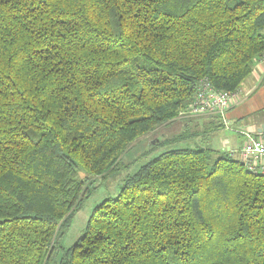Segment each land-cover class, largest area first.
I'll return each instance as SVG.
<instances>
[{
    "label": "trees",
    "instance_id": "16d2710c",
    "mask_svg": "<svg viewBox=\"0 0 264 264\" xmlns=\"http://www.w3.org/2000/svg\"><path fill=\"white\" fill-rule=\"evenodd\" d=\"M263 54L264 0H0V264H264V172L199 144L145 160L62 242L203 77L237 91Z\"/></svg>",
    "mask_w": 264,
    "mask_h": 264
},
{
    "label": "crops",
    "instance_id": "0c3cea01",
    "mask_svg": "<svg viewBox=\"0 0 264 264\" xmlns=\"http://www.w3.org/2000/svg\"><path fill=\"white\" fill-rule=\"evenodd\" d=\"M237 95L236 102L222 116L208 114L183 119L180 130L193 134L186 141L190 145L211 146L217 152L233 153L238 158L245 137L243 131L264 136V131H258L264 124V54L255 60ZM226 129L231 133L223 131Z\"/></svg>",
    "mask_w": 264,
    "mask_h": 264
},
{
    "label": "rangeland",
    "instance_id": "374dc122",
    "mask_svg": "<svg viewBox=\"0 0 264 264\" xmlns=\"http://www.w3.org/2000/svg\"><path fill=\"white\" fill-rule=\"evenodd\" d=\"M192 116L180 113L178 119L170 125H162L161 127L155 129L153 132L148 133L147 135L141 137L135 141L132 146L123 154L122 164L119 169L114 170L113 172L107 174L105 177H98L96 184L98 185L95 191L84 201L81 208L75 213L70 223V226L64 233L62 237V242L64 245L68 246L74 243L77 237L80 235L83 230L86 220L92 211L93 207L99 204L103 199L109 196H116L119 191V188L124 180V177L135 171V169L143 163L148 158L168 149L173 146H183L190 144L184 139V137H179V135L190 134L187 131H180V125L183 119H190ZM180 131V132H178ZM229 132L228 129L223 130ZM222 132V131H221ZM178 134V138L173 139L170 142H164L160 144L151 145V142L155 140L158 143L161 136L164 134V137H175ZM142 140V141H140ZM243 142V141H242ZM149 146L151 149L148 150ZM210 148H212L210 146Z\"/></svg>",
    "mask_w": 264,
    "mask_h": 264
},
{
    "label": "built area",
    "instance_id": "2783aa9c",
    "mask_svg": "<svg viewBox=\"0 0 264 264\" xmlns=\"http://www.w3.org/2000/svg\"><path fill=\"white\" fill-rule=\"evenodd\" d=\"M237 98V91L215 89L210 82L202 79L197 84L192 101L181 113L222 116ZM243 134L244 144L239 148L238 156L243 164L253 168L264 160V136L253 135L246 131H243Z\"/></svg>",
    "mask_w": 264,
    "mask_h": 264
},
{
    "label": "bare ground",
    "instance_id": "6f19581e",
    "mask_svg": "<svg viewBox=\"0 0 264 264\" xmlns=\"http://www.w3.org/2000/svg\"><path fill=\"white\" fill-rule=\"evenodd\" d=\"M204 80H206L207 82H210L206 77H203ZM192 116H195V115H192ZM198 116V115H196ZM244 142L242 143L241 147L243 146ZM240 147V148H241ZM245 164V163H244ZM246 165V164H245ZM247 166V165H246ZM248 167V166H247ZM249 168V167H248ZM250 170L252 171H257V170H260L261 172H264V160L262 161L261 164H258L256 166H254L253 168H249Z\"/></svg>",
    "mask_w": 264,
    "mask_h": 264
},
{
    "label": "water",
    "instance_id": "95a60500",
    "mask_svg": "<svg viewBox=\"0 0 264 264\" xmlns=\"http://www.w3.org/2000/svg\"><path fill=\"white\" fill-rule=\"evenodd\" d=\"M258 131H264V124L261 125V127L258 129Z\"/></svg>",
    "mask_w": 264,
    "mask_h": 264
}]
</instances>
